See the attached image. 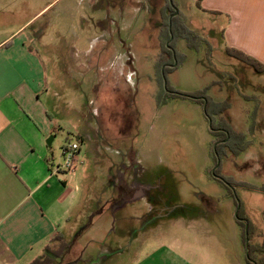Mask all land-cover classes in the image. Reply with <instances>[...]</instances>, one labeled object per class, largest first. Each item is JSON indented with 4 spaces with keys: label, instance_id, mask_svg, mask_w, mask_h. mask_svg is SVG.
Here are the masks:
<instances>
[{
    "label": "rangeland",
    "instance_id": "obj_1",
    "mask_svg": "<svg viewBox=\"0 0 264 264\" xmlns=\"http://www.w3.org/2000/svg\"><path fill=\"white\" fill-rule=\"evenodd\" d=\"M149 1L137 0L122 14L121 0H0V40L30 20L26 35L34 37L45 26L36 47L49 86L56 79L77 86L72 99L78 126L65 122L70 101L63 97L54 112L58 136L51 146L63 168V147L79 141L78 135L84 138L73 183L77 206L66 227L75 228L66 240L77 238L86 216L109 207L103 202L113 196L105 181L123 150V164L155 192L150 203H129L111 216L103 244L122 246V264L145 261L154 250L175 244L190 264H248L236 212L252 222V243L264 248V74L228 55L222 32L211 29L227 25L228 14H203L198 0H159L158 12ZM174 15L200 45L196 51L185 37L175 38L180 64L164 76L165 45L171 43L166 29ZM167 87L203 93L214 103L208 108L212 124L234 129L237 138L224 144L218 163L219 137L211 134L206 103L166 98ZM222 179L236 185L239 206ZM93 234L89 239L98 237ZM75 246L62 264H105L100 255L81 258V246ZM256 258L261 263L264 252Z\"/></svg>",
    "mask_w": 264,
    "mask_h": 264
},
{
    "label": "crops",
    "instance_id": "obj_2",
    "mask_svg": "<svg viewBox=\"0 0 264 264\" xmlns=\"http://www.w3.org/2000/svg\"><path fill=\"white\" fill-rule=\"evenodd\" d=\"M136 1L121 0L122 9L117 10L123 14ZM155 1L148 4L154 7L153 11L159 12V0ZM197 5L203 14L230 16L227 25L211 26L214 33L217 31L221 35L222 32L221 36L226 39L225 49L239 50L264 64V0H198ZM30 22L22 23L8 37L0 40V264H31L44 255L48 247L59 251L63 245L67 246L65 252L55 264H62L63 259L75 250V245L81 246L83 259L100 255L105 264H122L117 259L121 257L122 246L109 248L103 244L109 233L111 216L114 219L120 209L111 211V205L119 198L122 175L128 178L132 188L144 189L145 193L136 201L137 204L152 201L149 195L153 187L147 182L137 181V171L122 162V154L125 156L127 152L117 151L120 161L111 165V177L109 175L105 181L113 197L102 201L109 207L100 206L93 215L86 216V224L77 238L66 240L75 228V224L66 227L77 206L78 187L73 185L75 175L66 174L57 165L52 143L48 145L47 141L51 136L52 141L57 139L58 125L54 123V112H59L64 101H70V104L66 102L69 106L67 116L70 117L65 122L73 123L74 129L78 126L77 86H61V80L57 79L49 86L36 47L41 46L45 38V26H41L33 37L24 33ZM211 36L214 37L213 34ZM59 128L64 130L62 126ZM78 137L81 140H77L80 142L81 160L84 138ZM97 220L101 221L98 225ZM93 233L98 239H89V236H95ZM176 248L179 246L175 244L154 250L145 261L135 264H190ZM114 251L118 252L115 256L111 254Z\"/></svg>",
    "mask_w": 264,
    "mask_h": 264
},
{
    "label": "trees",
    "instance_id": "obj_3",
    "mask_svg": "<svg viewBox=\"0 0 264 264\" xmlns=\"http://www.w3.org/2000/svg\"><path fill=\"white\" fill-rule=\"evenodd\" d=\"M176 11V10H175ZM181 18L178 16H173V19L171 22H169L167 29H166V36H168V40H171V43L165 45V58L169 61V63H166V68L164 69V76L165 72H167L169 69L177 68L180 64L178 61V54L176 53L175 47L173 46L175 38H186L187 40L190 41L189 46L196 50L199 51V39L193 35V33L186 28L183 22H180ZM183 23V25H182ZM163 26V25H161ZM184 27V29H182ZM181 29V30H180ZM165 32V31H164ZM163 48H164V43H163ZM227 53L231 57L237 59L238 61L244 63L245 65L249 66L253 70H255L259 74H264V64L259 63L257 60L254 58L246 55L245 53L232 49V48H227ZM163 85V84H162ZM165 92L164 88L162 90V93ZM167 95L166 98L168 97H175V98H182V99H187L194 101L196 103L204 104L205 105V115L209 119L210 124V131L211 134L214 135V137L219 139L215 143V150H216V162L218 163L221 157V150L225 146L224 144L228 145L231 140L237 138V134L232 130V128L226 127L225 125H217L215 127L214 124H212V117L209 114L208 108L210 104L213 106L214 103L211 101L210 98L206 97L203 93H201L199 96L191 95V94H186V93H181V92H176L172 88L167 87ZM205 101V102H204ZM219 183H221L227 190L228 194L233 197L235 201V205L239 206L240 205V200L237 196L236 193H234L233 188L236 187V185L232 184L231 182H227L224 179L220 180ZM236 219H237V224L242 230L243 233V239H244V245L246 248V260L248 264H264V258H261L259 263L258 259L256 258L257 253H262L264 252V248L261 247V245H254L252 243L253 236L255 235V227L252 224L250 220L243 219L241 212L237 211L236 212ZM247 240H249V244H247ZM66 245H63L62 248L59 251H52L48 247L46 249V252L44 255L38 257L35 259L31 264H55L57 259H61L63 253L65 252Z\"/></svg>",
    "mask_w": 264,
    "mask_h": 264
},
{
    "label": "flooded vegetation",
    "instance_id": "obj_4",
    "mask_svg": "<svg viewBox=\"0 0 264 264\" xmlns=\"http://www.w3.org/2000/svg\"><path fill=\"white\" fill-rule=\"evenodd\" d=\"M118 191L119 198L111 205L112 212H114L115 209L122 208L129 203H136V201H138V199H140L145 193L144 189L132 188L129 184L128 178L124 177V174L122 175V183L120 184Z\"/></svg>",
    "mask_w": 264,
    "mask_h": 264
},
{
    "label": "built area",
    "instance_id": "obj_5",
    "mask_svg": "<svg viewBox=\"0 0 264 264\" xmlns=\"http://www.w3.org/2000/svg\"><path fill=\"white\" fill-rule=\"evenodd\" d=\"M80 142L68 143L63 147V169L66 174L74 176L80 163Z\"/></svg>",
    "mask_w": 264,
    "mask_h": 264
},
{
    "label": "water",
    "instance_id": "obj_6",
    "mask_svg": "<svg viewBox=\"0 0 264 264\" xmlns=\"http://www.w3.org/2000/svg\"><path fill=\"white\" fill-rule=\"evenodd\" d=\"M177 14H178V13H177ZM177 14H176V15H177ZM52 140H53V137L51 136V137L48 139V141H47L48 145H51ZM247 244H249V240H247Z\"/></svg>",
    "mask_w": 264,
    "mask_h": 264
}]
</instances>
